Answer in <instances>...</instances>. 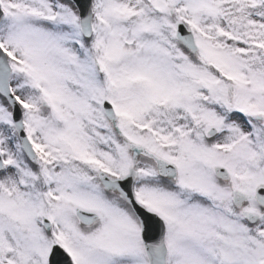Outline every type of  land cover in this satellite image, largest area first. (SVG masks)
<instances>
[{
    "label": "snow or ice",
    "instance_id": "snow-or-ice-1",
    "mask_svg": "<svg viewBox=\"0 0 264 264\" xmlns=\"http://www.w3.org/2000/svg\"><path fill=\"white\" fill-rule=\"evenodd\" d=\"M0 264H264V0H0Z\"/></svg>",
    "mask_w": 264,
    "mask_h": 264
}]
</instances>
